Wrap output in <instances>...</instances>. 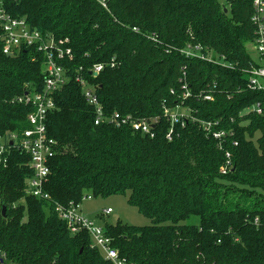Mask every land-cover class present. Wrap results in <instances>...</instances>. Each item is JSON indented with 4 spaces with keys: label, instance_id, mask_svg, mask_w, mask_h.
I'll return each mask as SVG.
<instances>
[{
    "label": "trees",
    "instance_id": "trees-1",
    "mask_svg": "<svg viewBox=\"0 0 264 264\" xmlns=\"http://www.w3.org/2000/svg\"><path fill=\"white\" fill-rule=\"evenodd\" d=\"M6 8L68 38L74 54L47 120L57 142L45 185L50 201L27 194L29 155L12 149L9 165L0 166V248L10 262L106 264L89 233L72 234L55 206L123 194L151 221L104 225L132 264H264V89L250 88L246 72L263 59L247 47L255 39L251 0H6ZM190 45H200L205 59L186 56ZM112 58L114 67L89 74ZM79 73L95 84L108 116H158L154 136L97 125ZM43 87L41 54L0 49V134L29 127L32 108L17 99ZM257 103L261 114L246 112ZM164 104H181L190 117L172 125ZM200 120L220 122L221 146ZM227 152L232 167L224 174Z\"/></svg>",
    "mask_w": 264,
    "mask_h": 264
},
{
    "label": "built area",
    "instance_id": "built-area-1",
    "mask_svg": "<svg viewBox=\"0 0 264 264\" xmlns=\"http://www.w3.org/2000/svg\"><path fill=\"white\" fill-rule=\"evenodd\" d=\"M253 5V14L251 21L255 26V39L253 44L256 47L257 54L262 57L260 67L252 66L246 70L249 76V87L252 89H264V0H251ZM105 5V4H104ZM137 30V28H134ZM156 41V37L153 38ZM0 49L7 55H16L22 49H30L41 54L43 57L44 87L42 90H29L19 97V103L29 105L32 110L27 116L29 127L21 132H8L0 134V166L9 165L12 149L29 155V168L32 174L27 178V194L40 200L50 201L51 196L46 191L45 185L50 173V162L55 154L57 142L49 135L47 120L51 112L57 108L55 95L63 86H65L70 77L69 68L65 62L74 59L72 48L69 46L68 38H57L49 32H43L33 28L24 17L12 16L6 8V0H0ZM200 45H190L185 50L186 56L199 57L205 59ZM213 61V58H209ZM106 65L114 67L115 58L108 62H99L89 68L88 72L92 77H98ZM83 71V68H80ZM76 82L81 86L87 102L95 108V123H111L117 127L131 126L134 131L154 136V127L159 122V117L150 119H132L131 115H122L114 112L108 116L99 100L96 86L84 74L79 73L75 77ZM185 90L183 97L191 96L187 84L182 85ZM205 99L211 100L212 96L205 95ZM256 111L261 114V104L257 103L248 108L246 112ZM163 115L167 117L172 125L181 122L190 117L187 109L181 104L170 107L164 104ZM206 134L219 140V145L227 132L218 129L219 121L200 120ZM173 127L167 133V138H173ZM11 141L13 144H11ZM227 161L222 166V173L226 174L232 167L231 155L226 153ZM92 198L91 194L85 195L81 202L71 203L68 206L56 204L55 210L66 223L67 228L72 234L87 231L91 237V248L101 252L106 264H132L127 258L121 255L119 249L114 246L113 239L105 231L103 225L98 224L95 219L87 216L82 211V203L86 199ZM112 208L104 210L105 214H111ZM0 264H17L10 262L6 253L0 248Z\"/></svg>",
    "mask_w": 264,
    "mask_h": 264
},
{
    "label": "rangeland",
    "instance_id": "rangeland-1",
    "mask_svg": "<svg viewBox=\"0 0 264 264\" xmlns=\"http://www.w3.org/2000/svg\"><path fill=\"white\" fill-rule=\"evenodd\" d=\"M251 55L257 59L256 47L253 43H247ZM112 208L111 214H105L104 210ZM82 211L98 224H115L117 222L127 223L136 226H145L151 224L149 218L139 212L138 208L128 202V196L123 194H114L110 196H93L82 203Z\"/></svg>",
    "mask_w": 264,
    "mask_h": 264
},
{
    "label": "water",
    "instance_id": "water-1",
    "mask_svg": "<svg viewBox=\"0 0 264 264\" xmlns=\"http://www.w3.org/2000/svg\"><path fill=\"white\" fill-rule=\"evenodd\" d=\"M226 11H227V9H225ZM9 56H12V54L11 55H9ZM11 144H13V142L11 141ZM5 210H6V207L4 206L3 207V213H5Z\"/></svg>",
    "mask_w": 264,
    "mask_h": 264
}]
</instances>
